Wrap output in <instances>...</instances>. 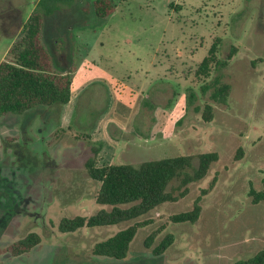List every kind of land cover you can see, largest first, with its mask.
<instances>
[{"label": "rangeland", "instance_id": "1", "mask_svg": "<svg viewBox=\"0 0 264 264\" xmlns=\"http://www.w3.org/2000/svg\"><path fill=\"white\" fill-rule=\"evenodd\" d=\"M13 1L22 10L18 24L8 14ZM23 1L3 0L0 63L11 60L8 50L33 7ZM94 1L61 4L46 20L55 68H75L72 101L0 120V264H236L252 258L264 250V201L254 205L250 196L252 188L264 191V0H113L116 10L103 19ZM215 42L229 63L198 78ZM218 80L231 87L226 104L211 99ZM205 84L210 89L203 94ZM190 89L197 99L189 105ZM206 104L213 108L210 121ZM98 144L99 157L115 165L181 155L195 156L197 165L204 153L219 160L185 197L141 219L151 224L119 261L95 256L94 246L132 222L59 229L64 218L102 209L95 201L100 184L86 170ZM198 198L197 223L171 221ZM31 233L41 237L39 246L4 255ZM168 235L174 243L156 255Z\"/></svg>", "mask_w": 264, "mask_h": 264}, {"label": "trees", "instance_id": "2", "mask_svg": "<svg viewBox=\"0 0 264 264\" xmlns=\"http://www.w3.org/2000/svg\"><path fill=\"white\" fill-rule=\"evenodd\" d=\"M78 0H40L22 26L18 38L8 50L10 61L0 63V120L7 115H24L42 107H55L67 104L72 99L73 72L55 68L53 55L45 42L47 18L57 14L61 4H76ZM97 17L103 19L116 10L113 0H95L91 3ZM219 43L215 42L208 55L198 67V78H209L213 68L227 66L228 61L218 56ZM231 59V57L229 58ZM230 61V60H229ZM210 85L202 86L207 93ZM231 87L218 80L214 85L211 99L226 104ZM197 94L190 89L187 104H192ZM212 105L205 106V119H212ZM101 144L93 146V156L86 162L89 177L100 184L96 194V204L102 209L90 216H77L62 219L59 229L63 233H73L80 229H94L132 222L130 226L101 241L94 246L97 257L125 260L139 230L151 224L141 219L165 204L177 202L189 192V185L205 179L212 166L219 160L217 153H204L197 156L181 155L165 159L143 162L139 165H115L102 163L99 154ZM177 182L176 188L173 184ZM215 180L211 187L214 186ZM176 190L179 194L176 195ZM207 191L203 192L206 195ZM252 202L257 205L264 201V191L251 189ZM201 198L193 209L171 217L175 224H195L201 217ZM153 239V236L151 237ZM174 237L168 235L154 249L156 255H162L172 244ZM41 244V237L31 233L24 239L8 247L4 255L17 257L32 251ZM236 264H264V250L247 260Z\"/></svg>", "mask_w": 264, "mask_h": 264}, {"label": "crops", "instance_id": "3", "mask_svg": "<svg viewBox=\"0 0 264 264\" xmlns=\"http://www.w3.org/2000/svg\"><path fill=\"white\" fill-rule=\"evenodd\" d=\"M40 0H37V1H35V0H25V1H23V3H26V6H28L29 7V5H30V3L33 5V7L31 8V10L29 11V14H28V17L31 15V13L34 11V9L36 8V6H37V4H38V2H39ZM29 2V3H28ZM13 5L12 4H9L8 5V14L10 13V14H13V16H14V18H12V22L13 23H15V24H18V14L20 13V12H22V10L20 9V8H18L17 7V5H16V3L13 1ZM2 4H3V0H0V21H1V23L3 24L4 22H3V15L5 14V10H4V8H3V6H2ZM9 10H11V11H9ZM16 16V17H15ZM28 17L24 20V22H23V24L26 22V20L28 19ZM23 26V25H22ZM21 30H22V27H21ZM20 30V31H21ZM18 34H20V33H18ZM17 37H18V35H16L14 38H13V41H12V44L15 42V40L17 39ZM12 46V45H11ZM7 55H8V53H7ZM7 57V56H6ZM74 95H75V92H74V81H73V85H72V98L74 97ZM71 101H72V99H71ZM100 158V160H101V162L102 163H106L104 160H103V158H102V155H101V157H99ZM111 164V163H110Z\"/></svg>", "mask_w": 264, "mask_h": 264}]
</instances>
